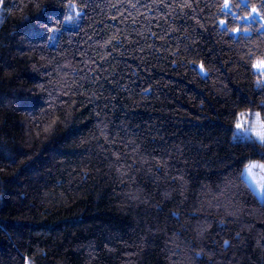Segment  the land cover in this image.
<instances>
[{"label":"trees","instance_id":"16d2710c","mask_svg":"<svg viewBox=\"0 0 264 264\" xmlns=\"http://www.w3.org/2000/svg\"><path fill=\"white\" fill-rule=\"evenodd\" d=\"M227 2L0 3V264H264V21L226 14L264 0Z\"/></svg>","mask_w":264,"mask_h":264},{"label":"snow or ice","instance_id":"6c2138e0","mask_svg":"<svg viewBox=\"0 0 264 264\" xmlns=\"http://www.w3.org/2000/svg\"><path fill=\"white\" fill-rule=\"evenodd\" d=\"M2 2H3V0H0V3H2ZM238 6L247 8L248 7V0H240V5H238ZM261 6L264 7V5H261ZM230 7L231 6L228 4L227 0H225V4H224L223 8L224 9H230ZM70 10L74 11V9H71V6H70ZM226 14L229 16H232L234 21H237L241 24H243L244 22L258 23L260 21H264V15H261L260 10L255 6H253L251 8V10L248 12L247 16H245V17L235 16L230 11H228ZM79 17H80V12L76 11L75 16L69 15L65 18V20H66V22H69V23H75ZM220 24H221V26H223L225 28V30H227L226 21H221ZM260 30H264V23H261V27L257 31H260ZM53 31H56V29H53ZM233 31L236 33H239L241 31V28L237 27ZM253 67L261 70V75H264V62H262L260 64L253 65ZM198 71H200L202 74L206 75V73L204 71L203 64H201L199 66ZM261 83H264V82L258 81L257 86L258 87L261 86ZM241 115L243 116L244 114L242 113ZM253 115L256 118V122H259L260 121V113L256 112ZM261 128L264 129V125H261ZM232 135H233L234 141H238V142L247 141V142H251L253 144L259 143L262 146H264V130H257L254 125L245 126L244 124L237 122L235 124V130L233 131ZM257 168L264 170V164L252 163V164L246 165L243 172L241 173V176H253V170L257 169ZM257 187L259 188V194L262 197H264V183L258 184ZM224 243L228 244V241H225Z\"/></svg>","mask_w":264,"mask_h":264},{"label":"rangeland","instance_id":"374dc122","mask_svg":"<svg viewBox=\"0 0 264 264\" xmlns=\"http://www.w3.org/2000/svg\"><path fill=\"white\" fill-rule=\"evenodd\" d=\"M0 21H1V13H0ZM261 125H264V121H261V122L255 124V126H258V127H261ZM258 127H257V128H258ZM257 128H256V129H257Z\"/></svg>","mask_w":264,"mask_h":264}]
</instances>
